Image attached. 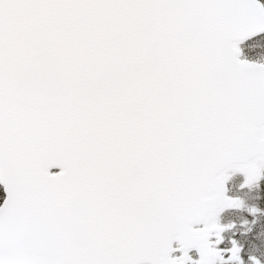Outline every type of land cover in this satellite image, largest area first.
Returning a JSON list of instances; mask_svg holds the SVG:
<instances>
[{"label":"snow or ice","instance_id":"snow-or-ice-1","mask_svg":"<svg viewBox=\"0 0 264 264\" xmlns=\"http://www.w3.org/2000/svg\"><path fill=\"white\" fill-rule=\"evenodd\" d=\"M262 182L264 0H0V264H264Z\"/></svg>","mask_w":264,"mask_h":264},{"label":"flooded vegetation","instance_id":"flooded-vegetation-1","mask_svg":"<svg viewBox=\"0 0 264 264\" xmlns=\"http://www.w3.org/2000/svg\"><path fill=\"white\" fill-rule=\"evenodd\" d=\"M264 189V182H262L261 184V190L259 192V195L261 197V199L258 201V203L260 204L261 207H264V198H263V190ZM256 195V193H254Z\"/></svg>","mask_w":264,"mask_h":264},{"label":"trees","instance_id":"trees-1","mask_svg":"<svg viewBox=\"0 0 264 264\" xmlns=\"http://www.w3.org/2000/svg\"><path fill=\"white\" fill-rule=\"evenodd\" d=\"M264 190V189H263ZM263 198H264V191H263Z\"/></svg>","mask_w":264,"mask_h":264}]
</instances>
